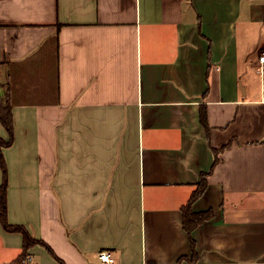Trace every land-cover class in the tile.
<instances>
[{
    "label": "crops",
    "instance_id": "0c3cea01",
    "mask_svg": "<svg viewBox=\"0 0 264 264\" xmlns=\"http://www.w3.org/2000/svg\"><path fill=\"white\" fill-rule=\"evenodd\" d=\"M263 51L264 0H0L7 220L52 251L0 224V264H264Z\"/></svg>",
    "mask_w": 264,
    "mask_h": 264
},
{
    "label": "trees",
    "instance_id": "16d2710c",
    "mask_svg": "<svg viewBox=\"0 0 264 264\" xmlns=\"http://www.w3.org/2000/svg\"><path fill=\"white\" fill-rule=\"evenodd\" d=\"M3 86L0 84V124L2 128L8 135V139L4 140L0 137V169L2 172V184L0 185V224L3 228L8 232H17L23 236V252L35 245L41 244L45 246V248L52 252L44 243L33 238L29 232L26 230L24 226L21 225H12L7 220V202H6V193H7V185H8V171L6 167V162L3 155V150L12 145L14 139V128H13V115H12V107L10 104V96L7 89L2 91ZM200 121L202 126L205 128L206 132L209 131V127L207 124L206 113L202 108L200 112ZM217 152H215V161L214 166L218 163L219 159L217 156ZM208 174H203L199 183L196 185L195 190L192 192L188 201L182 206L183 213V228L190 236L192 231L202 222L208 220L212 217V210H208L206 212L195 213L192 210V204L203 194L206 189V177ZM193 256H195L194 252V244L191 241Z\"/></svg>",
    "mask_w": 264,
    "mask_h": 264
},
{
    "label": "built area",
    "instance_id": "2783aa9c",
    "mask_svg": "<svg viewBox=\"0 0 264 264\" xmlns=\"http://www.w3.org/2000/svg\"><path fill=\"white\" fill-rule=\"evenodd\" d=\"M259 62L261 64L264 63V51L262 52V54L259 56ZM98 258L101 261L102 264H113L114 262V258L111 254L110 251L107 250H103L101 252L98 253Z\"/></svg>",
    "mask_w": 264,
    "mask_h": 264
}]
</instances>
